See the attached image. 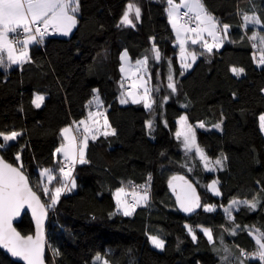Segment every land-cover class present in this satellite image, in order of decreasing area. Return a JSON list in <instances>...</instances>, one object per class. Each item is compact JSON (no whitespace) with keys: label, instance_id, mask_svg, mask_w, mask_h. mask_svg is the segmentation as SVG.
I'll use <instances>...</instances> for the list:
<instances>
[{"label":"trees","instance_id":"trees-1","mask_svg":"<svg viewBox=\"0 0 264 264\" xmlns=\"http://www.w3.org/2000/svg\"><path fill=\"white\" fill-rule=\"evenodd\" d=\"M128 2L80 0L79 23L70 36L50 35L43 45L31 46L28 63L7 70L0 67V131L24 133L0 151L18 165L14 157L22 149L23 170L39 194L40 168L55 169L61 159L55 154L62 142L60 130L87 116L94 89H99L107 119L116 130L115 136L89 140L86 159L90 163L77 165V187L61 197L51 214L48 263L96 264L99 253L110 264H221L202 228L212 230L215 247H220L223 236L234 252L235 245L254 251L255 240L248 228L264 229V205L256 211L243 206L233 209L236 223L244 229L236 236L225 231L232 221L223 208L233 198L252 199L256 193L264 197V131L259 127V117L264 115V66L253 59L259 52L238 27L243 12L264 18V0H204L217 19L231 25L229 38L211 54L199 55L187 71L181 68L165 4L131 0L142 10L133 28L119 25ZM254 31L264 32V27L249 25L247 36ZM153 45L162 53L160 62L151 59ZM191 48L202 51L199 45ZM124 50L133 60L150 58V86L159 89L152 93L153 112L142 104L120 103ZM169 60L176 93L167 88ZM233 67L245 71L238 76ZM36 93L45 95L40 108L31 103ZM183 114L196 128L197 142L205 153L212 160L227 158L223 168L207 171L195 152L185 154L175 136ZM150 119L154 120L151 134L146 123ZM221 121V128L213 126ZM201 122L204 128L199 127ZM173 176L189 178L198 186L200 208L192 213L180 210L169 186ZM215 178L221 196L208 187ZM146 183L150 185L147 204L137 207L132 216L116 213L115 189L125 186L131 192L132 185ZM208 204L216 206L215 211H205ZM185 225L193 228L195 241ZM17 227L23 234L34 232L29 213ZM150 236L161 237L165 248H156ZM52 248L59 249L60 255L53 257ZM0 264L23 263L0 249ZM245 264L262 262L253 258Z\"/></svg>","mask_w":264,"mask_h":264},{"label":"snow or ice","instance_id":"snow-or-ice-1","mask_svg":"<svg viewBox=\"0 0 264 264\" xmlns=\"http://www.w3.org/2000/svg\"><path fill=\"white\" fill-rule=\"evenodd\" d=\"M161 3L165 4L164 11L167 14L168 23L175 33L183 70L191 68L199 55L211 54L213 49L223 47L228 40L231 25L217 19L207 9L204 0H180L179 3L176 0H161ZM80 7V0H0V67L7 70L12 65L22 66L28 63L31 60L30 46L43 44L45 38L50 35L69 36L79 23ZM141 15V7L130 0L120 17L119 25L134 28L135 22L141 19ZM249 25L264 27V18L255 12L251 15L243 12L238 25L245 30L244 34L251 41L252 48L259 52L258 57L255 53L253 54V59L264 66V32L254 31L251 36H247ZM189 44L199 45L202 51L197 53L195 50H190ZM151 52V59L156 62L162 60V53L155 45ZM149 59V56L145 55L143 59L136 60L133 65L127 50L120 56V60L124 62L121 64L120 72L124 73L126 79L131 80V86L128 89H125V84L121 81L120 88L124 90L120 94V103L142 104L149 112H153L156 101L152 93L159 89L149 86L151 80ZM168 68L167 88L176 93L178 89L171 60L168 61ZM231 70L238 76L245 71L243 68L235 67ZM93 92L94 95L87 105L88 115L79 121H72L70 125L60 130L62 142L55 148V154L61 159L56 162L55 169L44 168L40 171L39 176L42 178L39 184L40 194L34 190L29 176L23 170L24 165L20 155L22 149L15 154L14 160L20 162L16 166L0 155V249L6 250V254H10L11 258H19L24 264H45L46 248L51 247L46 231L49 211L55 209L63 195L77 187L74 175L76 166L90 163L86 159L89 140H95L99 136L116 135V130L112 128L103 109L99 89H94ZM44 99L43 95L37 94L31 103L36 108H40ZM163 99L166 102L168 97ZM93 106L95 111L92 110ZM184 107L187 105L185 104ZM146 123L151 134L154 120L150 119ZM221 124L222 121L213 126L221 128ZM179 125L175 136L181 141L185 154L195 152L207 171L211 172L224 167L226 157L222 155L220 159L212 160L200 147L197 142L196 128L189 123L187 115L180 117ZM199 127L204 128V123L201 122ZM259 127L261 131H264V115L259 117ZM23 134L22 130L0 131V150L9 147L10 142L17 141ZM57 177H59L58 180ZM148 180H151L150 175ZM53 181L57 182L56 186L50 187ZM175 181H182V183L177 185ZM169 186L177 193L176 201L180 210L192 213L202 206L195 187L185 177L173 176ZM208 187L214 195H222L217 180H213ZM149 188L150 185L147 183L132 185L131 192L125 186L117 187L113 193L116 213L132 216L137 207L148 202ZM42 195L48 200H42ZM261 205H264V197H261L260 193L254 194L252 199L233 198L229 206L223 208L224 214L232 221V226L225 231L229 235L236 236L239 231L244 230L240 224L236 223L232 214L233 209L238 210L243 206L250 211H256ZM215 208L216 206L211 204L204 206L205 211L208 212L215 211ZM26 210L31 211V219L35 222L32 234H22L13 225V221ZM185 227L195 241L197 236L193 228L188 225ZM202 231L214 245L221 264H245L247 260L253 258L264 264V229L254 226L248 228L256 245L252 252H247L238 245L234 246L236 249L234 252L233 247L224 244L223 236L220 247H215L212 230L202 228ZM149 239L156 248L161 250L165 248V241L158 236H150ZM237 252L239 255L236 254ZM52 255L59 256V249L52 248ZM95 261L96 264H110L109 260L99 253Z\"/></svg>","mask_w":264,"mask_h":264},{"label":"water","instance_id":"water-1","mask_svg":"<svg viewBox=\"0 0 264 264\" xmlns=\"http://www.w3.org/2000/svg\"><path fill=\"white\" fill-rule=\"evenodd\" d=\"M0 155H3L2 154V152L0 151ZM4 157V156H3ZM5 158V157H4ZM6 159V158H5ZM7 160V159H6ZM8 161V160H7ZM8 162H10V161H8ZM10 163H12V162H10ZM14 166H16V164H14ZM26 173V172H25ZM26 175H28L27 173H26ZM30 179V178H29ZM186 180H188L189 182H191L192 183V185L195 187V189H196V192L198 193V195L200 196V202H201V195H200V190H199V188H198V186L191 180V179H189V178H185ZM175 184H177V185H179V184H181L182 183V181H175L174 182ZM30 184L32 185V183H31V181H30ZM33 186V185H32ZM34 188V187H33ZM35 190V189H34ZM177 191H179V189H177ZM39 194V193H38ZM175 195L177 196V193L175 192ZM42 200H43V198H42ZM198 209V208H197ZM196 209V210H197ZM26 213H29V215H30V217H31V211L30 210H26V212L25 213H22L21 214V216L20 217H18L16 220H14L13 221V225H14V227H16L17 228V230L18 231H20L19 230V228L17 227V224H19L21 221H22V219H23V217H24V215L26 214ZM50 218H51V213H50V211H49V214H48V220L46 221V231H47V235H48V227H49V223H50ZM33 221V224H34V228H35V222H34V220H32ZM22 233V232H21ZM23 234V233H22ZM30 234H32V233H30ZM3 250V249H2ZM5 251V253H6V250H4ZM47 252H48V248H46V251H45V264H49L48 263V261H47ZM9 256H10V254H8ZM13 260H15V261H17V262H20V263H23L24 264V262L23 261H21V260H19V258H12Z\"/></svg>","mask_w":264,"mask_h":264},{"label":"rangeland","instance_id":"rangeland-1","mask_svg":"<svg viewBox=\"0 0 264 264\" xmlns=\"http://www.w3.org/2000/svg\"><path fill=\"white\" fill-rule=\"evenodd\" d=\"M179 1V0H178ZM176 2H177V0H176ZM70 36V35H69ZM189 48H190V50H194L193 48H191V46H190V44H189ZM125 51V50H124ZM123 51V52H124ZM128 51V50H127ZM129 53V52H128ZM123 54V53H122ZM129 57H130V59H131V63L134 65L135 64V62H136V60H133L132 58H131V56H130V54H129ZM141 59H143V58H141ZM179 60H180V56H179ZM122 63H124L123 61H122ZM192 66H193V64H192ZM191 66V67H192ZM190 69V68H189ZM189 69H187V70H189ZM187 70H185V71H187ZM122 75H123V82H124V84H126V85H130L131 86V80H129V79H126V77H125V75H124V73H122ZM149 86H150V84H149ZM38 93H36L35 94V96L37 95ZM40 95H43V94H40ZM35 96H34V98H35ZM44 97H45V95H43ZM99 96H100V99L102 100V98H101V95L99 94ZM103 101V100H102ZM44 103V102H43ZM42 103V104H43ZM103 109L105 110V108H104V106H103ZM93 111H95V107L93 106V109H92ZM88 111H89V108H88ZM184 115H186V114H183V115H181V116H184ZM180 116V117H181ZM180 117L178 118V128H179V120H180ZM85 118V117H84ZM84 118H82V119H84ZM190 123V122H189ZM68 126V125H67ZM194 126V125H193ZM201 147V146H200ZM202 148V147H201ZM86 153H87V150H86ZM207 155V154H206ZM208 156V155H207ZM209 157V156H208ZM210 158V157H209ZM211 159V158H210ZM44 168H51V167H48V166H45V167H42V168H40V171H42ZM42 179V178H41ZM213 180H217L218 181V179L217 178H215V179H213ZM212 180V181H213ZM212 181L209 183V185L212 183ZM219 182V181H218ZM37 184H38V181H37ZM54 186H56V184L54 185V184H52L50 187H54ZM219 188H220V186H219ZM129 191V190H128ZM130 192V191H129ZM149 198H150V195H149ZM149 201V200H148ZM147 204V203H146ZM55 209H56V207H55ZM55 209H53V210H51L50 211V213L52 214V213H54V211H55ZM160 239H162L161 237H159Z\"/></svg>","mask_w":264,"mask_h":264},{"label":"crops","instance_id":"crops-1","mask_svg":"<svg viewBox=\"0 0 264 264\" xmlns=\"http://www.w3.org/2000/svg\"><path fill=\"white\" fill-rule=\"evenodd\" d=\"M179 2H180V0H179V1L177 0V3H179ZM182 10H183V9H182ZM74 30H75V28L73 29L72 33L74 32ZM72 33H71V34H72ZM71 34H70V35H71ZM174 34H175V33H174ZM56 35H59V34H56ZM59 36H62V35H59ZM176 43H177V42H176ZM177 45H178V44H177ZM190 46H191V44H190ZM30 51H31V46H30ZM105 111H106V109H105ZM87 115H88V113H87Z\"/></svg>","mask_w":264,"mask_h":264},{"label":"built area","instance_id":"built-area-1","mask_svg":"<svg viewBox=\"0 0 264 264\" xmlns=\"http://www.w3.org/2000/svg\"><path fill=\"white\" fill-rule=\"evenodd\" d=\"M182 11H183V10H182ZM10 35H11V34H10ZM46 38H47V37H46ZM46 38H45V39H46ZM44 42H45V41H44ZM39 45H43V44H39ZM128 88H130V85H127L125 89H128ZM76 168H77V166H76ZM75 171H76V169H75ZM149 192H150V189H149Z\"/></svg>","mask_w":264,"mask_h":264}]
</instances>
